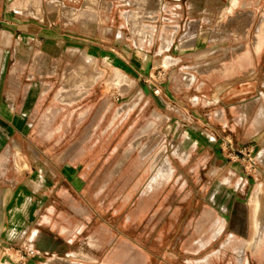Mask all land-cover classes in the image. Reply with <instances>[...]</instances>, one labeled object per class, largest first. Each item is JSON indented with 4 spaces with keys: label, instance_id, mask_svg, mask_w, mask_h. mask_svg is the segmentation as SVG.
Returning <instances> with one entry per match:
<instances>
[{
    "label": "rangeland",
    "instance_id": "374dc122",
    "mask_svg": "<svg viewBox=\"0 0 264 264\" xmlns=\"http://www.w3.org/2000/svg\"><path fill=\"white\" fill-rule=\"evenodd\" d=\"M13 4L75 37L44 54L33 109L27 157L53 159L54 170L0 150V192L13 190L0 264L35 258L24 247L40 220L19 225L9 211L36 209L33 176L62 173L75 181L53 183L54 222L68 218L74 245L101 247L106 260L47 264H264V242L253 245L264 232V0ZM170 75L186 87L167 102L157 83Z\"/></svg>",
    "mask_w": 264,
    "mask_h": 264
},
{
    "label": "crops",
    "instance_id": "0c3cea01",
    "mask_svg": "<svg viewBox=\"0 0 264 264\" xmlns=\"http://www.w3.org/2000/svg\"><path fill=\"white\" fill-rule=\"evenodd\" d=\"M11 1L0 0V150L17 149L23 155H26V162L22 163L23 165L35 167V169L36 167H50L54 170L53 167L56 163L53 159H47V161L40 157H27V155L31 154V151L37 149L33 137L35 134L32 126L33 109L35 103L41 100L43 94L42 61L44 54L47 53L50 57L53 55L57 57L59 48L63 47L65 42L71 41L72 39L70 38L75 36L65 32L62 33V28L59 25L53 26L45 23L43 16L41 18H33L23 14L16 9L18 6L10 5ZM53 22L56 21L54 20ZM68 30L75 34L73 30ZM172 42L173 36L164 37L163 48L170 47ZM97 51L101 52L102 50L98 47ZM112 67L121 73L126 72V68L120 64L117 66L112 65ZM155 80L157 83V79ZM172 81L173 79L170 75L166 82L157 83L162 86L166 101L167 99L169 101L176 100L174 95L181 92L184 93L183 91L186 87L184 84L182 88H175ZM212 114L210 112V115ZM195 118L198 119L196 114ZM198 121L200 124H204L202 119ZM165 176L167 175L163 177ZM63 180L68 182L75 181V174L62 173L61 175L54 174L52 176L36 174L30 179V182L37 181L41 183L36 185L38 192H36L34 197L39 198L36 202V209H28L26 207V211L25 208L23 210L17 208L9 211V214L16 215L17 213L22 216L21 219H18L19 225L22 222L26 223V214L34 215L33 221H31V216L28 218L29 223L30 221L33 223L38 219L40 220L38 222L40 227H36L33 230L34 232L37 231V235L34 237V232L32 233L34 248L37 252L35 258H31L26 264H47L49 260L55 261L58 257L68 258L72 261L73 255L80 256V261H89L91 263L106 260V255L101 253V247H99L100 249L98 248V253H95L91 252L90 248L89 250L85 248L84 243L74 245V239L70 237L69 233L70 231L72 232L74 225L73 222L69 223L68 218L63 224L59 225L56 223L58 221L55 219L58 218H55V215L59 211V206L53 200V193L57 190V185L53 183ZM47 183V187L51 186V189L44 192L43 188ZM12 194L13 190L11 189H5L0 192V232L4 230V210L5 206L12 200ZM56 216L59 217L58 215ZM262 224L264 223L261 222ZM23 226L25 229H29V225ZM55 228L59 229L58 234L54 232ZM261 229L263 230L262 226ZM261 234L260 230V243H263L264 232ZM97 242L99 243L98 246H101L100 241L97 240Z\"/></svg>",
    "mask_w": 264,
    "mask_h": 264
},
{
    "label": "built area",
    "instance_id": "2783aa9c",
    "mask_svg": "<svg viewBox=\"0 0 264 264\" xmlns=\"http://www.w3.org/2000/svg\"><path fill=\"white\" fill-rule=\"evenodd\" d=\"M159 90H156V93H158ZM36 249L34 248V246L30 245V246H25L24 247V253L26 255H29V256H35L36 255Z\"/></svg>",
    "mask_w": 264,
    "mask_h": 264
},
{
    "label": "bare ground",
    "instance_id": "6f19581e",
    "mask_svg": "<svg viewBox=\"0 0 264 264\" xmlns=\"http://www.w3.org/2000/svg\"><path fill=\"white\" fill-rule=\"evenodd\" d=\"M168 173H166V174H159V175L160 176H164V175H168ZM259 242H260V233L257 235V238L253 242L254 247H256L257 245H259Z\"/></svg>",
    "mask_w": 264,
    "mask_h": 264
}]
</instances>
